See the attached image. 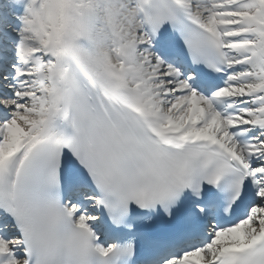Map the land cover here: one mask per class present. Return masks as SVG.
Listing matches in <instances>:
<instances>
[{
	"label": "snow or ice",
	"instance_id": "obj_1",
	"mask_svg": "<svg viewBox=\"0 0 264 264\" xmlns=\"http://www.w3.org/2000/svg\"><path fill=\"white\" fill-rule=\"evenodd\" d=\"M0 264H264V0H0Z\"/></svg>",
	"mask_w": 264,
	"mask_h": 264
}]
</instances>
